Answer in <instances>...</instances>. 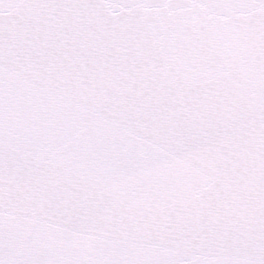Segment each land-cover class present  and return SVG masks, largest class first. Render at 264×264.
Masks as SVG:
<instances>
[{"label":"snow or ice","instance_id":"obj_1","mask_svg":"<svg viewBox=\"0 0 264 264\" xmlns=\"http://www.w3.org/2000/svg\"><path fill=\"white\" fill-rule=\"evenodd\" d=\"M0 264H264V0H0Z\"/></svg>","mask_w":264,"mask_h":264}]
</instances>
